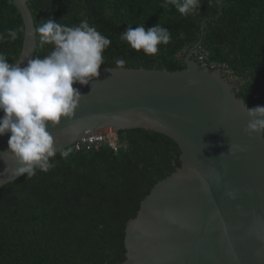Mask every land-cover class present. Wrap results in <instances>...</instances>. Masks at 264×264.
Listing matches in <instances>:
<instances>
[{
    "label": "trees",
    "instance_id": "1",
    "mask_svg": "<svg viewBox=\"0 0 264 264\" xmlns=\"http://www.w3.org/2000/svg\"><path fill=\"white\" fill-rule=\"evenodd\" d=\"M36 27L41 19L66 25L87 20L112 43L100 68L186 69L190 50L199 60L225 67L238 97L249 108L264 106V0H201L193 14L182 16L163 0H27ZM63 18V19H62ZM171 33L155 55L131 49L120 39L129 26L156 24ZM205 24L204 33L202 32ZM17 33L0 42V53L17 63L25 25L13 0H0V33ZM38 39V33H37ZM51 45L37 44L43 58ZM214 71V70H213ZM122 146L76 151L75 145L51 158L49 171L38 170L0 188V264H122L126 228L143 200L182 166V151L171 138L145 129L118 132Z\"/></svg>",
    "mask_w": 264,
    "mask_h": 264
},
{
    "label": "water",
    "instance_id": "2",
    "mask_svg": "<svg viewBox=\"0 0 264 264\" xmlns=\"http://www.w3.org/2000/svg\"><path fill=\"white\" fill-rule=\"evenodd\" d=\"M13 1L25 25L23 67L36 55L37 27L28 2ZM202 41L184 70L99 68L88 85L73 84L82 95L74 116L49 125L56 154L99 132L132 129L166 135L181 149L182 166L129 222L122 264H264V133L244 131L249 106L222 69L193 59ZM10 135L0 136V188L22 177L12 175ZM229 145L244 150L233 155Z\"/></svg>",
    "mask_w": 264,
    "mask_h": 264
},
{
    "label": "clouds",
    "instance_id": "3",
    "mask_svg": "<svg viewBox=\"0 0 264 264\" xmlns=\"http://www.w3.org/2000/svg\"><path fill=\"white\" fill-rule=\"evenodd\" d=\"M169 4L187 17L201 7V0H163L162 7ZM41 20L36 32L41 47L51 45L47 55L30 58L22 67L20 63H10L0 53V112L3 113L0 136L11 134L6 152H11L18 164L12 175L27 179L38 170L47 172L54 166L51 158L57 150L48 131L49 125L55 127L62 118L74 116L82 95L73 84L86 86L99 77L98 70L104 64L103 53L112 43L87 20L71 26L60 23L61 19ZM16 35L15 30L9 29L7 37L0 33V42L8 38L14 40ZM120 39L137 52L142 50L145 55L155 56L159 45L170 43L171 33L159 23L147 29L145 25L129 26L121 32ZM115 63L117 68L125 65L123 59ZM235 90L237 92L236 85ZM247 111L250 120L244 131L249 136L264 133V106L247 108ZM243 150L239 145L228 148L233 155ZM60 155L67 157L68 151H61Z\"/></svg>",
    "mask_w": 264,
    "mask_h": 264
},
{
    "label": "built area",
    "instance_id": "4",
    "mask_svg": "<svg viewBox=\"0 0 264 264\" xmlns=\"http://www.w3.org/2000/svg\"><path fill=\"white\" fill-rule=\"evenodd\" d=\"M200 66L202 68L210 69V70H217L219 68L222 69L223 73L227 75L229 71L225 67L216 68L215 65H209L207 63V56L206 54H200L198 60ZM235 84V83H234ZM236 85V84H235ZM109 146L115 152H118L121 149V145L119 143L118 133L116 134H103V132H99L98 135H92L90 138H87L84 142H79L75 144L76 151L81 150H100L103 146Z\"/></svg>",
    "mask_w": 264,
    "mask_h": 264
},
{
    "label": "rangeland",
    "instance_id": "5",
    "mask_svg": "<svg viewBox=\"0 0 264 264\" xmlns=\"http://www.w3.org/2000/svg\"><path fill=\"white\" fill-rule=\"evenodd\" d=\"M230 82L234 83V79L231 77L230 79H228Z\"/></svg>",
    "mask_w": 264,
    "mask_h": 264
}]
</instances>
